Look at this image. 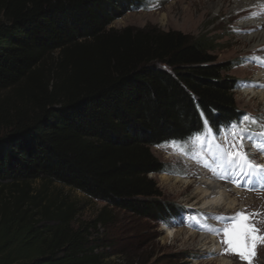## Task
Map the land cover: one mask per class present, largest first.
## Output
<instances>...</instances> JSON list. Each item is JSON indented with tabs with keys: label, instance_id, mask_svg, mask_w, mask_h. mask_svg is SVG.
Returning a JSON list of instances; mask_svg holds the SVG:
<instances>
[{
	"label": "trees",
	"instance_id": "16d2710c",
	"mask_svg": "<svg viewBox=\"0 0 264 264\" xmlns=\"http://www.w3.org/2000/svg\"><path fill=\"white\" fill-rule=\"evenodd\" d=\"M149 1L0 0V264H108L90 238L106 208L195 226L200 212L150 177L174 173L152 148L239 120L244 82L215 62L218 38L110 27ZM53 183L103 202L100 216L75 226L46 198Z\"/></svg>",
	"mask_w": 264,
	"mask_h": 264
},
{
	"label": "rangeland",
	"instance_id": "374dc122",
	"mask_svg": "<svg viewBox=\"0 0 264 264\" xmlns=\"http://www.w3.org/2000/svg\"><path fill=\"white\" fill-rule=\"evenodd\" d=\"M233 2L235 0L218 8L215 7L217 0H151L145 9L127 12L114 20L110 27L119 30L129 26H155L162 31H177L192 37L205 35L218 38L217 49L213 53L215 62L232 65L227 75L244 81L243 89L233 91L236 107L252 116H264V105L258 98L264 91V80L257 77L259 72H264V44L252 39L254 34L263 32V28L255 23L263 19L264 15L257 14L264 12V6L255 5L234 11L231 8ZM56 57L57 54H54L47 63H53ZM236 62H239L238 65H235ZM252 127L259 131L257 126ZM249 150L253 151L257 163L264 164V155ZM152 152L174 172L150 176L165 200L200 214L225 218L245 209L259 210L262 215L258 226L264 228V191L236 187L208 168L175 154L169 146L152 148ZM210 184L223 187L221 192L214 191V198L208 189ZM33 188L41 190L42 185L37 181L33 183ZM45 194L53 204L75 209V226L92 225L105 206L101 201L56 183L48 185ZM228 200L234 201V204L230 206ZM105 210L104 222L99 223L96 229L91 228L90 238L99 245L95 253L103 254L108 264H167L168 258L176 255L187 257L172 264H227L221 263V260L228 264H245L237 255L220 254L226 247L221 242V235L199 231L192 223L189 224L191 226L167 228L116 209ZM200 219H205V216L201 215ZM208 223L216 224V221L208 220ZM217 226L230 225L221 221ZM187 232L195 238L190 239ZM254 264H264V245L256 249Z\"/></svg>",
	"mask_w": 264,
	"mask_h": 264
},
{
	"label": "snow or ice",
	"instance_id": "6c2138e0",
	"mask_svg": "<svg viewBox=\"0 0 264 264\" xmlns=\"http://www.w3.org/2000/svg\"><path fill=\"white\" fill-rule=\"evenodd\" d=\"M257 15H264V12ZM253 125L259 131L254 130ZM165 144L175 154L208 168L214 175L236 187L264 191V164L257 163L253 151L249 150L264 155V116L244 113L239 120L215 128L204 119L202 129L185 138L166 141ZM201 215L205 216L203 221L199 218ZM261 215L259 210L245 209L230 218L197 214L189 219L199 230L222 236L221 242L226 247L221 255L234 254L245 264H254L256 249L264 245V228L258 226ZM208 220H215L216 224H210ZM221 221L230 226L218 227Z\"/></svg>",
	"mask_w": 264,
	"mask_h": 264
},
{
	"label": "bare ground",
	"instance_id": "6f19581e",
	"mask_svg": "<svg viewBox=\"0 0 264 264\" xmlns=\"http://www.w3.org/2000/svg\"><path fill=\"white\" fill-rule=\"evenodd\" d=\"M232 2V0H217V4L215 5V7L216 6H218V8H220V5H223L224 6V4L225 3H227V2ZM247 3H249V4H247ZM255 5H259V6H264V0H235V2H233L232 3V10H234V11H238V10H240V9H242L243 7H249V6H251V7H253V6H255ZM162 23H163V18H162ZM257 26H260V27H262L263 28V32H261V33H258V34H254L253 36H252V39H258V42L260 43V44H264V17H263V19L262 20H259L258 22H256L255 23ZM257 77L258 78H260V79H262V80H264V72H259L258 74H257ZM258 98H259V100H261V102L263 103V105H264V91H262L261 92V94H259V96H258ZM167 180H169V179H167ZM174 182H177L176 180H173ZM223 187H220V186H217V185H214V184H210L209 186H208V189H209V191L210 192H212V193H210V195H212L213 196V198L215 197V193H214V191H217V192H221V189H222ZM216 192V193H217ZM204 193H206V191L204 192ZM219 196V195H218ZM221 196H222V194H221ZM220 196V197H221ZM206 197H208V196H206ZM228 197V196H227ZM228 199V198H227ZM229 201V200H228ZM234 204V201H229V205L230 206H232ZM218 207V206H217ZM216 207V208H217ZM169 234H172V232H169ZM187 235H188V237L190 238V239H194L195 238V236L193 235V234H191V233H186ZM204 238V237H203ZM202 238V239H203ZM206 241V240H205ZM209 243V242H208ZM212 243V242H211ZM221 263H227L228 264V262L227 261H225V260H221Z\"/></svg>",
	"mask_w": 264,
	"mask_h": 264
},
{
	"label": "clouds",
	"instance_id": "9594fccd",
	"mask_svg": "<svg viewBox=\"0 0 264 264\" xmlns=\"http://www.w3.org/2000/svg\"><path fill=\"white\" fill-rule=\"evenodd\" d=\"M244 82V81H243ZM244 85V84H243ZM241 89H243V86H242V88ZM241 89H239V90H241ZM202 232H204V231H202Z\"/></svg>",
	"mask_w": 264,
	"mask_h": 264
}]
</instances>
